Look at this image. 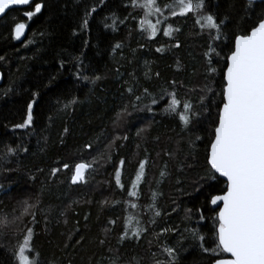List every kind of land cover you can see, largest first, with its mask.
I'll list each match as a JSON object with an SVG mask.
<instances>
[{
  "label": "trees",
  "instance_id": "trees-1",
  "mask_svg": "<svg viewBox=\"0 0 264 264\" xmlns=\"http://www.w3.org/2000/svg\"><path fill=\"white\" fill-rule=\"evenodd\" d=\"M139 1L34 0L0 18V217L8 219L0 264H18L28 230V255L38 264H169L165 248L176 264L220 258L204 253L198 238L215 247L210 200L226 190L208 151L227 56L264 18V1L203 0L199 13L181 16L169 7L175 0H156L155 36L141 24ZM208 15L219 38L202 28ZM19 23L28 26L23 41L14 37ZM173 94L176 112L168 110ZM29 103L32 123L17 127ZM119 113L125 119L117 123ZM80 162L90 167L72 184ZM24 201L36 205L26 215ZM137 227L146 231L134 236Z\"/></svg>",
  "mask_w": 264,
  "mask_h": 264
},
{
  "label": "snow or ice",
  "instance_id": "snow-or-ice-1",
  "mask_svg": "<svg viewBox=\"0 0 264 264\" xmlns=\"http://www.w3.org/2000/svg\"><path fill=\"white\" fill-rule=\"evenodd\" d=\"M29 3L30 0H0V14H4L11 6ZM139 7L146 10V17L154 11L160 12L156 0H144ZM169 7L178 8L181 16L199 13L203 8V0H175L174 5ZM40 11L41 5L37 4L35 13ZM173 14H177L175 10ZM26 15L32 17L34 13L27 12ZM203 20L205 23L202 28L215 29L218 34L216 38H219L220 27L214 17L208 15ZM84 23L87 24V20ZM197 23H201L200 18ZM141 24H146L152 36H155L156 26L151 21L145 19ZM24 28V24L16 26L17 39L22 35ZM164 35L168 36L170 32L165 31ZM224 79L226 85L223 88V103L218 113V125L214 129L208 164L213 178L215 173L226 178V190L222 195L211 198L212 205L223 203L217 217L215 247H204L205 238L202 235L198 238L204 253L220 257L214 260V264H264V19L252 28L250 34L236 37L234 50L227 56ZM179 105L180 101L173 94L168 110L176 112ZM27 108V119L17 127L26 128L31 125L33 104L29 103ZM190 108V104L184 103V113H188ZM179 118L185 125L190 122L186 114H179ZM123 119L125 114L119 113L116 122ZM11 151L12 149H9V152ZM120 164L123 166L124 161L121 160ZM145 164L146 161L139 165L137 183L144 176ZM64 167L67 168L68 165L65 164ZM89 167L86 163L76 164L72 183L83 180ZM116 182L120 183L119 171L116 173ZM137 183L132 185L133 189L137 187ZM129 195L137 196V192H129ZM23 203L25 207L22 215L29 214V209L36 207L27 201ZM132 207L136 205L133 204ZM155 215L159 216L160 212L157 211ZM7 223V217H0V224L7 226ZM142 231L146 229L137 227L132 234L139 236ZM196 235L198 234L194 233V236ZM31 236L32 232L28 230L16 253L18 264H38V260L30 259L28 255L31 252ZM164 251L173 257L169 264H176L174 250L165 248ZM224 253L230 254L231 258H223Z\"/></svg>",
  "mask_w": 264,
  "mask_h": 264
},
{
  "label": "water",
  "instance_id": "water-1",
  "mask_svg": "<svg viewBox=\"0 0 264 264\" xmlns=\"http://www.w3.org/2000/svg\"><path fill=\"white\" fill-rule=\"evenodd\" d=\"M34 0H30V3L28 4V5H30L32 2H33ZM248 1H264V0H248ZM28 5H14V6H11L10 8H8V9H6V11H5V13L7 12V11H9V10H11V9H13V8H24V7H27ZM5 13L4 14H0V18L1 17H3L4 15H5ZM264 19V18H263ZM259 23V22H258ZM19 24H24L25 25V28H24V30H23V33H22V35L20 36V38L19 39H17L16 38V36H15V28H16V26L18 25H16L15 26V28H14V37H15V39L16 40H18V41H23L24 40V38L26 37V34H27V31H28V26L25 24V23H19ZM256 26H258V24L256 25ZM252 30V29H251ZM251 30L249 31V33L248 34H250V32H251ZM236 39V38H235ZM234 47H235V41H234ZM234 47H233V50H234ZM232 50V51H233ZM231 54V53H230ZM229 54V55H230ZM227 66V65H226ZM226 73V68H225V72H224V74ZM2 81H3V73H2V71H1V69H0V84L2 83ZM224 81H225V79H224ZM225 85H226V81H225ZM221 108H222V106H221ZM217 125H218V122H217ZM216 125V126H217ZM213 140H214V137H213ZM212 140V141H213ZM212 143V142H211ZM210 147H211V144H210ZM210 147H209V151H208V156H209V154H210ZM80 163H83V162H80ZM210 166V165H209ZM88 170V169H87ZM86 170V171H87ZM85 171V172H86ZM74 174H75V172H74ZM219 178H221L222 180H224L225 182H226V178L225 177H221L220 175H219V173H215ZM74 176V175H73ZM71 181H72V179H71ZM81 182V180L80 181H78L77 183H75V184H79ZM72 184H74V183H72ZM224 193V192H223ZM222 193V194H223ZM222 194H218V195H222ZM215 196V195H214ZM210 206H211V208L212 209H215V210H217V217H218V212H219V209L221 208V207H223V203L222 202H219V204L218 205H212L211 204V200H210ZM226 254V257H224V258H231L230 257V254H227V253H225ZM211 264H214V262H212Z\"/></svg>",
  "mask_w": 264,
  "mask_h": 264
},
{
  "label": "rangeland",
  "instance_id": "rangeland-1",
  "mask_svg": "<svg viewBox=\"0 0 264 264\" xmlns=\"http://www.w3.org/2000/svg\"><path fill=\"white\" fill-rule=\"evenodd\" d=\"M139 3H140V4H143V3H144V0H140ZM175 12H176L177 15H178V14H179V9L177 8V9L175 10ZM153 13H156V12L154 11ZM145 19L151 21V23L154 24V23H153L154 21H152V18H151L150 16H147V17H146V14H145V16H144V20H145ZM144 28H146V30L148 31V33H149L150 35H152V34H151V30L147 28V25H146V24H144ZM73 175H74V174H73ZM72 177H73V176H72ZM29 258H30V257H29ZM30 259H32V258H30Z\"/></svg>",
  "mask_w": 264,
  "mask_h": 264
}]
</instances>
